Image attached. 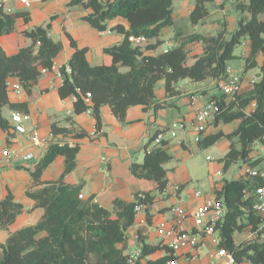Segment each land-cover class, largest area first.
Masks as SVG:
<instances>
[{
    "label": "trees",
    "instance_id": "obj_1",
    "mask_svg": "<svg viewBox=\"0 0 264 264\" xmlns=\"http://www.w3.org/2000/svg\"><path fill=\"white\" fill-rule=\"evenodd\" d=\"M174 0H70L71 5H80L91 11L83 18L94 28L105 31L115 30L124 35L121 43L104 49L112 56V63L92 65L87 59V47H80L72 38L74 53L69 60L71 72L61 68L63 82L59 87L62 98L75 95V113H82L90 107L83 94H92L93 115L97 126L101 128V106L109 105L114 115L126 122L127 111L133 105L148 108L155 102L156 85L165 81L169 96L176 92V85L183 79L201 81L208 77L225 78L228 62L236 57L235 48L248 37L252 50L246 57L245 69L257 66V55H264V19L259 17L264 12V0H250L239 4L242 11L249 16L239 19L238 27L226 36V29L214 36L196 34L187 41L200 40L204 43V52L193 64L187 63L186 41L164 52L146 53L152 44L135 45L131 36H145L148 40L157 39L164 28L174 23ZM27 21L26 12L4 10L0 4V36L16 29L18 17ZM208 16V9L203 0H198L190 14V20L196 24ZM117 18L129 23L126 28L122 23L111 25ZM49 24L24 30L31 38L29 46L9 55L0 45V128L9 129L10 123L3 116V107L27 111L26 104L13 103L8 95V80L17 78L22 87L31 92L43 70H51L54 60L62 50V44L49 36ZM122 68H126L122 70ZM233 99L225 101L224 97L216 98L220 112L215 116V123L239 121L236 129L230 133L218 131L206 135L200 142L209 146L221 137L231 140L228 152L221 158L224 169L233 163L242 161L245 164L257 165L264 158L250 156L256 141L264 144V61L260 65V78L253 87L244 93H238ZM255 103L251 113L246 108ZM54 134H72L74 137L85 136L83 130L52 125ZM237 137L238 148L233 141ZM152 141V139H151ZM167 142L150 144L146 148L143 162L131 165L132 173L142 179L154 180L155 190L139 191L134 200L115 199L113 207L106 208L91 200L81 197L82 183L69 185L64 182L66 174L76 165L80 150L78 145L67 143L52 144L43 159L30 171L33 188L27 192L36 206L44 211L42 218L33 225L18 229L9 234L4 243H0V264H131L129 254L125 253L128 241V229L135 223L138 207H143L149 222L151 212L157 201V193L167 191L169 181L165 164L171 160ZM65 157V167L58 181L44 182L43 171L58 157ZM250 180L246 178L225 180L218 191V198L225 208L224 221L216 227L220 246L236 255L238 259L249 258L256 263L264 264V240L242 241L237 243L235 233L245 227H256L260 216L253 209L252 197L246 195ZM182 186H180L181 190ZM179 190V191H180ZM223 197V199L221 198ZM24 211V205L15 200L10 193L0 199V228L8 229L17 216ZM142 253L136 264H167L176 260V254L165 244H148L139 236ZM158 249L167 253L156 258L147 256ZM144 258L145 262H141Z\"/></svg>",
    "mask_w": 264,
    "mask_h": 264
},
{
    "label": "crops",
    "instance_id": "obj_2",
    "mask_svg": "<svg viewBox=\"0 0 264 264\" xmlns=\"http://www.w3.org/2000/svg\"><path fill=\"white\" fill-rule=\"evenodd\" d=\"M197 1L194 0L191 4L190 0H184L181 7L177 8L173 5L174 23L164 28L157 39L146 41L147 44L154 45L151 49H146V53L164 52L186 41L187 63L193 64L203 54L204 43L200 40L187 41L190 36L196 34L214 36L221 30L226 29V36L230 37L231 33L238 27L240 18L237 26L230 33L226 23L223 24L220 20H218L219 24L216 25L217 32L215 34L194 32L185 35L182 32V27L176 26L179 22L184 24L186 20L190 24H194L190 20V14ZM213 1L223 7L224 0H203L206 7ZM249 2L250 0H237L236 7L241 10L238 5ZM2 5L8 13L23 11L29 15L28 21L22 16L18 17L15 31L0 36V45L7 54H15L21 48L31 44V39L23 33L24 30L48 24L49 36L62 44V50L55 58L53 68L42 71L31 92H27L23 87L21 90L14 89L13 85L18 82V79L15 77L9 79L8 95L10 101L26 104L27 111L13 110L9 106L3 107L2 110L3 116L9 120L11 127L9 129L0 128V199L11 193L16 201L24 205V211L17 216L8 229L0 228V243H4L10 233L36 224L42 218L43 209L36 206L35 201L27 195L29 190L35 188L30 171L43 159L48 148L55 143H67L71 146L78 145L80 147L76 157V165L70 173L65 175L64 182L69 185L82 183L81 197L84 200L92 199L111 209L114 200L117 198L132 201L136 192L156 189L157 183L154 180L135 176L131 171V165L134 162H143L146 148L157 131L168 128L175 121L185 123V128L179 131L182 144H178L176 139L165 141L168 144L169 153L172 155L171 160L165 164L169 181L167 191L163 194L157 193V201L151 210L153 213L151 222L147 220L144 209L137 212L135 223L128 229L126 254H132L142 248L139 240L140 235L148 244L162 243L168 246V242L172 238V235L168 232L175 225L176 215L172 210L173 206L180 205L190 212L198 205L206 202L208 198L217 197L218 191L222 189L226 179L245 178L246 168L250 164H245L242 161L236 162L240 168L233 178L214 179L211 191L204 193L196 191L191 194L189 201H186L184 205L181 204V191L190 180V178L183 177V162L193 151L194 143L197 141L203 145L200 140L206 135L220 130L224 133H230L239 124L238 120L231 123L216 124L215 117H213L205 123L203 131L200 132L194 128L196 113L199 109L210 102H216V98L221 96L224 97L225 101L233 99L221 90L219 84L222 78L208 77L201 80L207 81L205 85L199 84L200 81L183 79L177 83L176 92L171 96L166 92L165 81L160 80L155 89V102L148 108H144L143 105L131 106L127 111L126 122H121L114 115L109 105L101 106L102 131L96 135H91L98 128L97 119L87 111L75 113L73 96L66 98L60 96L59 87L63 82L60 70L69 63L74 53L75 49L71 45L72 38L80 47L88 48L87 59L90 64L109 65L112 63V56L106 53L104 49L121 43L124 35L115 30L100 31L92 27L83 18L91 10L80 5H71L70 0H37L30 8H26L20 2L14 0L6 1ZM242 13L246 17L249 16L247 11H242ZM259 17L264 19V12ZM208 19L209 12L206 19L199 23H206ZM117 23H122L126 28L129 27V23L122 18L110 22L111 25ZM165 39L174 40L177 43H175V46L161 49L160 44ZM146 43L143 45L145 46ZM251 50V40L246 37L239 44V52H235L236 58L240 57L243 60L242 73L240 74V93L249 91L254 85L253 79L255 77L260 78V65L264 61L262 52H259L256 58L258 65L245 69L246 57L250 55ZM230 61L228 67L237 73L238 71L233 70L230 66ZM252 70H254V73L250 74ZM255 107L253 104L249 105L245 110L246 113H251ZM69 110H72L73 114H69ZM15 112L22 115V120L19 123L24 125L28 131L38 128L42 137L49 140V142L43 146H35L28 131L25 133L17 131L16 125L18 122L12 119V114ZM54 123L61 127L74 128L76 131L83 130L86 135L74 137L73 133L68 135L54 134L52 132ZM226 127H229V129H226ZM226 139L228 140L227 153L231 140ZM233 141L240 148L238 138L234 137ZM259 143L261 142L256 141L253 146ZM7 149L10 151L9 161L2 155L3 151ZM27 154H33V158L25 159ZM250 156L256 157L252 155V151ZM173 157L178 162L174 161ZM64 167L65 157L60 155L43 171L42 180L44 182L58 181L64 172ZM222 167L224 169L223 162ZM170 168L173 169L172 172L169 171ZM173 184L182 186L178 194L173 193L171 187ZM197 192H200L201 195L197 196ZM221 198L223 199V197ZM184 226L187 229L196 228L191 217L185 219ZM247 231L248 228L245 227L243 231L235 233L237 243L248 240ZM201 238L202 245L193 254L190 253L191 250L176 254L177 264H216L215 253L218 247L213 240L214 238ZM203 246H206L207 249L200 251ZM166 253L164 249H158L149 254L147 258L164 256ZM141 262H145V259L142 258Z\"/></svg>",
    "mask_w": 264,
    "mask_h": 264
},
{
    "label": "built area",
    "instance_id": "obj_3",
    "mask_svg": "<svg viewBox=\"0 0 264 264\" xmlns=\"http://www.w3.org/2000/svg\"><path fill=\"white\" fill-rule=\"evenodd\" d=\"M9 0H0V4ZM20 2L24 7L30 8L33 6L37 0H14ZM131 41L135 45H143L148 40L145 36H131ZM66 73L71 72V66L69 64L63 66ZM60 76L63 78L60 71ZM258 78L253 79V83L256 82ZM9 86V80H8ZM221 90L224 94L235 97L238 93L241 92V76L233 72L229 67L227 68V76L223 78L219 84ZM13 88L16 90H21L22 85L18 81L13 85ZM83 98L86 103L90 104V107L87 108V112L93 114L92 104V94L87 92L83 94ZM74 101L77 100V97L73 95ZM253 106H256L253 103ZM220 112V106L216 102H210L204 107L199 109L196 113V120L194 123V128L198 131H203L205 128V123L210 119L215 117ZM69 114H73L72 110L68 111ZM12 119L18 124L16 125V130L25 133L28 130L24 125H22V115L19 112L12 114ZM185 128V123L182 121L173 122L168 128L161 129L157 131L151 141V145L161 144L167 139H176L178 144H182V140L179 138V131ZM102 131L101 128H97L91 133V135H96L98 132ZM31 141L35 146H43L49 140L42 137L38 128H34L30 131ZM3 157H6V160L9 161L10 151L4 150L2 153ZM33 158V154H27L25 159L29 160ZM264 160V159H263ZM261 161L257 165H248L245 172V178L250 180V185L248 190H246V195L252 197L253 209L260 216V221L256 227L249 225L247 231V238L249 241H263L264 240V161ZM172 190L174 194H178L180 186L173 184ZM197 196H200L201 193L197 192ZM143 210V207H138V211ZM176 217L175 225L172 227L168 234L172 235L171 240L168 242V247L175 253L184 252L186 250H191L190 253L193 254L195 250L201 245V237H213L215 244L217 245V251L215 253L216 264H263L256 263L255 261L244 258L238 259L235 254L227 251L225 248L220 246L219 236L216 233V227L219 223L224 221L225 218V208L223 202L217 198H208L206 202L201 205H198L194 210L188 212L180 205L172 207ZM191 217L194 221V226L197 229H187L184 226V221L186 218ZM142 250H137L132 254H129V262L131 264H136L140 259ZM195 256V254H194ZM167 264H177L176 260H172Z\"/></svg>",
    "mask_w": 264,
    "mask_h": 264
},
{
    "label": "rangeland",
    "instance_id": "obj_4",
    "mask_svg": "<svg viewBox=\"0 0 264 264\" xmlns=\"http://www.w3.org/2000/svg\"><path fill=\"white\" fill-rule=\"evenodd\" d=\"M193 1L194 0H190L191 4ZM183 2L184 0H174L173 5L175 8L181 7ZM236 2L237 0H224L222 7L219 5V3L213 1L207 5L209 19L206 23H197L192 25L188 20H186L184 24L179 22L176 24V26H181L182 32L185 35L194 32L202 34H215L217 32L216 25L219 24L218 20H220L223 22V24L226 23L227 29L230 33V31L235 29L237 26L238 19L244 15L241 10L237 9ZM170 41L171 40L165 39V41L160 44V48L165 49L169 46H175V43H177L172 40L169 44ZM238 50L239 45L235 49V52L238 53ZM230 66L233 68V70H237V74L239 73L240 75L242 73L241 67L243 66V60L240 57H235L230 61ZM125 69L126 68H122V70ZM253 73L254 70L250 72V74ZM206 82L207 81H200L199 84L205 85ZM226 129H229V127H226ZM227 143L228 140L226 137H221L216 143L209 146L201 145L197 141L194 143L195 145L193 147V151L183 162V177L190 178V180L187 184H185V187L181 191L182 205H184L186 201H189L191 194L196 191H201L202 193L211 191L210 189L214 179H222L223 177L233 178L236 172L239 171L240 167L238 163H233L232 166L227 170H224L222 167L221 157L226 153ZM252 155H261L264 158V144L259 143L258 145L253 146ZM173 160L177 161L175 157H173ZM169 171L172 172L173 169L170 168ZM206 249L207 247L203 246L200 248V251Z\"/></svg>",
    "mask_w": 264,
    "mask_h": 264
}]
</instances>
